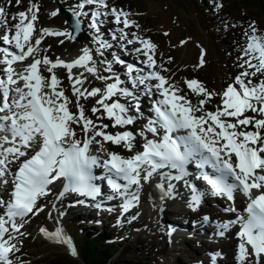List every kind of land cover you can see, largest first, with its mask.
<instances>
[{
    "label": "snow or ice",
    "instance_id": "snow-or-ice-1",
    "mask_svg": "<svg viewBox=\"0 0 264 264\" xmlns=\"http://www.w3.org/2000/svg\"><path fill=\"white\" fill-rule=\"evenodd\" d=\"M16 3L19 5L20 0ZM93 5L95 8H89ZM215 6L223 7L220 3ZM59 11L53 10L50 15L55 17ZM38 12L39 6L30 4L27 11L12 17L19 20L14 24V34L9 29L0 37V42L9 46L0 47V65H3L0 69L3 72L0 77V192L7 196L5 199V195H0V264H25L16 253L21 250L23 238L30 233L21 229L44 212L47 205L42 201L49 197L62 200L68 194H76L83 198L77 204L91 200L94 207L103 209L98 200L103 195L98 180L106 181L110 189L108 199L122 201L121 217L139 206L145 185L158 191L160 211L164 210V202L177 198L183 199L193 212L208 196L226 200L229 203L223 211L236 214L235 219L218 221L216 234L224 236L239 225L235 256L238 264H264V79L253 82L258 74L264 76V35L259 33L256 24L250 23L245 31L247 44L239 58L242 71L222 93L209 90L197 79L184 81L197 98L193 103L187 94H181L182 89L171 75L162 74L171 70L164 63H157V45L135 32L129 36L125 31L139 28L129 19L130 13L109 7L107 0H78L73 10L76 18L73 25L63 31L43 28L33 44ZM108 16L114 18L116 25H123L119 35L113 33V40L140 45L135 51L145 57L140 61L143 68L126 64L116 54L111 60L105 57V51L113 47L101 31L103 18ZM81 17L90 20L95 48L83 47L71 61L60 57L53 61L47 55L40 56L45 36L73 40ZM0 24H7L4 7H0ZM59 42L63 44L64 40ZM186 43L181 41L182 46ZM30 57L31 62L18 70L16 66ZM204 57L205 50L201 48L199 64L195 67L205 64ZM167 62L172 63L173 58L169 57ZM114 64L125 67L127 81L113 70ZM58 67L68 73L76 112L70 110L73 100L60 87L61 81L54 71ZM74 69L77 71L73 72ZM43 71L50 76L45 77ZM101 71L108 75H102ZM85 72L103 81L105 86L90 90L84 87L88 79ZM141 92L149 98L151 115L142 110ZM216 96H220L221 105L214 111L207 110L206 105ZM89 97L96 98L91 108L95 119L85 114L81 104L82 99ZM248 112L256 116L246 115ZM105 118L112 122V128L122 130L108 132L109 124L102 122ZM140 120L146 122L137 134L129 126ZM249 126L255 130H248ZM138 137L143 141L139 148ZM107 142L134 154L125 157L111 151L105 146ZM93 145L107 158L91 154ZM192 165L195 173L189 170ZM96 168H103L105 175L94 174ZM58 181H62V187L56 192L54 186ZM237 194L246 198L242 212L235 207ZM138 215L131 216V220ZM202 222L211 223L212 218L203 216ZM39 231L47 240L66 245L72 256L77 255L62 227L54 231L40 227ZM175 231L172 225L167 226L169 237ZM222 255L213 253V264Z\"/></svg>",
    "mask_w": 264,
    "mask_h": 264
},
{
    "label": "rangeland",
    "instance_id": "rangeland-1",
    "mask_svg": "<svg viewBox=\"0 0 264 264\" xmlns=\"http://www.w3.org/2000/svg\"><path fill=\"white\" fill-rule=\"evenodd\" d=\"M49 1L50 0H20L19 5H17L16 0H10V2L9 0H0V7L6 8V13H11L16 16L20 10L27 11L32 3L39 6V3H44L46 8L42 7L44 13L42 14L40 25L55 24L60 28H68L64 22L65 17L48 23V16H51L50 13L57 9L54 8V4L49 3ZM107 2L109 7L114 6L118 9L127 7L133 11H141L140 14L142 15L137 18L139 24L137 32L143 37H151V41L155 44H159V58H163V60L166 61L164 66L171 70L170 73L164 72V74L168 76L171 75L173 81L182 89L181 93L187 94L189 98L193 100V103H196L197 98L191 93V90L188 89L187 85L184 83L185 80L197 79L209 90L222 93L227 85L233 83L234 78L242 71L239 67L242 61L239 58L242 55V49L247 44L245 31L248 25L250 23H255L259 33L264 35V22L262 21V17L258 18L257 16H252L251 6H240L243 5L242 2H236L234 0H215V2L214 0H196L199 9L203 12L209 25L199 22L194 18L187 19L184 17L183 13H181L178 8L174 7L168 0H107ZM216 3L222 4L223 7L217 9L215 6ZM46 4L48 5L46 6ZM56 6L60 8L59 3H57ZM51 18H53V16H51ZM208 26L211 28L210 32L208 31ZM118 31L117 26L110 23V28L106 34L109 38H112L113 33L118 34ZM165 33H168V35H165ZM209 35L214 36V38H210ZM62 39L63 38H60L59 40ZM182 40L187 41L183 46L181 45ZM64 42L67 50L66 53H64V47H60L59 44L61 43L59 41L53 43L54 47L48 45V47L44 49L45 53L49 52V55L53 57L61 55L60 58L66 60L71 55L77 56L79 48L88 47L89 45L88 39L80 43L77 41L68 42L66 40H64ZM126 46L129 47V49L131 48L129 51H132L134 48L132 45ZM201 48L205 50V64L202 67H195L199 64ZM42 53L44 54L43 50ZM113 54L118 55L123 60V56L117 52L109 54L108 58L112 59ZM129 54L130 52L128 55ZM169 57L173 58L172 63L167 62ZM133 61L137 63L136 60ZM117 72H120L118 68ZM43 73L47 77L50 76L47 71H43ZM56 74L58 78H60L62 74H65L64 78L69 80L68 73L63 68L59 67ZM86 76L88 79L84 87L89 88V90L94 87L103 88L105 86L103 81L97 80L90 74ZM260 79H264V76L258 74L257 77L253 78V82L256 83ZM70 83V81L69 83L67 81V84L70 85ZM69 93L74 103L75 97L72 96V90ZM95 103L96 98L93 97H91L90 102L88 99L81 100V104L86 106L90 113ZM220 105L221 98L220 96H216L206 105V108L209 111H214L217 106ZM246 115L256 116V114L252 112H248ZM256 118L260 117L257 116ZM72 215L74 219L78 216L76 212H73ZM144 218H146L144 221L146 223L149 221L150 216H144ZM162 219L166 224V226L163 224L165 227L162 228L166 230L168 223L171 222L170 218L168 215L165 217L162 215ZM38 221L46 222L51 229L54 226L53 222L45 216L38 219ZM183 221L184 226L189 222V218H184ZM77 226L78 227L74 228V232L85 229L86 234H92L95 231L94 229L86 230V227L81 222L78 223ZM127 232L128 231L121 230V228L118 227L116 228L114 238L125 237ZM127 235H129V233ZM151 236L153 237L149 239L140 234L137 236L130 235L128 239H123L126 243L119 245V242H117L112 248L115 247V249L121 251L113 258L115 263L147 264L150 262V264H187L189 262L183 259L184 255L189 256L188 259H197L204 257L203 255L206 257V253L209 250H204L205 248L198 249V247H196L197 244L195 247H192L190 243H183L189 236L180 240L176 238L173 241L175 248L167 246V232H162V237L156 233H152ZM83 237V235L81 237L78 235V239L80 240L83 239ZM25 250L31 257H35L36 261L34 264H43L45 260H55L65 255V252L60 248L52 247L42 242L39 231L34 232L32 238L27 241ZM72 257L77 260L76 256ZM79 259L80 256H78V260Z\"/></svg>",
    "mask_w": 264,
    "mask_h": 264
},
{
    "label": "bare ground",
    "instance_id": "bare-ground-1",
    "mask_svg": "<svg viewBox=\"0 0 264 264\" xmlns=\"http://www.w3.org/2000/svg\"><path fill=\"white\" fill-rule=\"evenodd\" d=\"M22 10H20V11H18V13L19 12H21ZM44 13V10H43V8H41V10L37 13V16H38V19H37V21L35 22V27L36 28H38V31L40 32V30L41 29H43V28H46V26H44L43 25V27H40V20H41V18H42V14ZM7 14V27L9 28V29H11V33L13 34L14 33V31H15V29H14V24L15 23H17V22H19V20H18V17H17V19L16 20H12V17L14 16V15H12L11 13H6ZM83 19H85V17H83ZM110 19H111V17H110ZM104 20V19H103ZM104 22H106V23H108L109 24V22L108 21H105L104 20ZM8 29V30H9ZM8 30L5 32V33H7L8 32ZM82 34V33H81ZM80 34V35H81ZM80 35H78L76 38H79V36ZM38 37H39V35H37ZM83 36V35H82ZM81 36V37H82ZM103 38L105 39V40H107L108 42H110L112 45H113V47L112 48H110V49H107L106 51H107V53L108 54H112L113 52H117V53H119L121 56H123V61L126 63V64H131V65H133V67H136V64H135V62L133 61L134 60V58H135V55H134V53H133V49H132V51H129L130 49H129V47H127L126 45H125V43H126V41L125 40H123V41H120V40H113L112 38H108L107 37V34H105V33H103ZM46 38H50L51 36H45ZM90 37V35H88V38ZM143 38H145V39H149L148 37H143ZM93 44H95V43H93ZM0 47H5V45H3V43L1 42L0 43ZM140 47V46H139ZM41 48V50H43V48L42 47H40ZM105 51V52H106ZM42 52V51H41ZM130 52V54H129V58H128V53ZM42 57V56H41ZM74 57H75V55H71V56H69L68 57V59H66V61H71L72 59H74ZM105 57L107 58L108 56H106V53H105ZM76 58V57H75ZM104 58V57H103ZM55 59V58H54ZM141 60H143V59H141ZM117 65V68L119 69V71H120V64H116ZM143 67H144V65H143ZM125 68V67H124ZM59 70V67L57 68V69H55L54 71L57 73V71ZM77 70L76 69H74L73 70V72H76ZM208 72H210V71H208ZM117 73H119V72H117ZM50 75V74H49ZM87 75V73L85 72V76ZM59 80H61V77L59 78ZM124 80H126L127 81V78H125ZM22 85H23V82H22ZM21 85V86H22ZM128 87H130V84H128L127 85ZM45 91H50V89H46ZM65 95H67L66 94V92H65ZM143 98V97H142ZM147 99V98H146ZM143 100V103H142V110H143V112L145 113V111H146V108H147V106H148V104H147V100ZM125 102V101H124ZM85 113H87V112H85ZM146 191H147V188H146ZM178 203V202H177ZM206 209V211H210V212H214L215 211V214H216V212L218 211V210H214L213 208H211V207H206L205 208ZM178 216V215H177ZM181 216V215H180ZM182 217V216H181ZM219 217V216H218ZM150 218H151V222H150V219H149V221H147L146 223H145V226H147V224L149 223V226H150V230L152 231V233H154L153 231H156V230H158L157 231V233L156 234H158L160 237H162V232H165V230L163 229L165 226H166V224L164 223V220L162 219V215H159L158 214V218H156V219H154V217L153 216H150ZM219 218H222V216H220ZM152 221H153V223L155 224L156 222H157V227L152 223ZM192 221L189 219V222L186 224V225H184L183 226V228H181V230L179 231L180 233H176V232H174L173 233V235H172V240L174 241L176 238H178V240H180V239H184L185 237H187V236H190V235H192V234H197V231L195 230V229H192V226L190 225V223H191ZM195 222H197V221H195ZM165 226H164V225ZM190 226V227H189ZM163 227V228H162ZM162 231V232H161ZM96 234H97V232H96V230L94 231V233H89V234H87L86 235V237L85 238H83V239H77V243L75 242V240H74V238H72V240H74V242H75V245L77 246L76 248H78V249H80L82 252H79V251H77V254L80 256V259H79V261H81L82 260V255H83V251H84V248L87 246V244L89 243V242H91L94 238H96ZM146 234H147V232H146ZM196 240V239H195ZM216 245H219V246H221V247H227L228 248V246L230 247V243L228 242V241H220L219 242V240L216 242ZM204 246H205V249L204 250H206V249H208V247L210 246L209 244H204ZM118 252L119 251H116V252H114L113 253V255H112V257L114 258L115 257V255L116 254H118ZM202 253V252H201ZM230 258H231V256H230ZM232 259V258H231ZM75 260V259H74ZM126 264V263H125ZM229 264H232V261L231 260H229Z\"/></svg>",
    "mask_w": 264,
    "mask_h": 264
},
{
    "label": "trees",
    "instance_id": "trees-1",
    "mask_svg": "<svg viewBox=\"0 0 264 264\" xmlns=\"http://www.w3.org/2000/svg\"><path fill=\"white\" fill-rule=\"evenodd\" d=\"M174 7L178 8L184 17L194 18L199 22L206 24L205 16L203 12L199 9L198 3L196 0H168ZM233 1V0H232ZM236 2H242L243 5L240 6H251L252 16L262 17L264 22V0H234ZM208 31L210 32V27L208 26ZM210 38L214 36L209 35ZM106 232L103 231L101 236H105ZM101 236L94 238L91 242L87 244L84 248L82 260L75 261L71 260L68 257H61L55 260H45L43 264H117L113 260V253L118 250H113L112 246L107 245L102 239ZM147 264H150L147 263Z\"/></svg>",
    "mask_w": 264,
    "mask_h": 264
},
{
    "label": "water",
    "instance_id": "water-1",
    "mask_svg": "<svg viewBox=\"0 0 264 264\" xmlns=\"http://www.w3.org/2000/svg\"><path fill=\"white\" fill-rule=\"evenodd\" d=\"M75 37H77V32H76V34H75Z\"/></svg>",
    "mask_w": 264,
    "mask_h": 264
}]
</instances>
